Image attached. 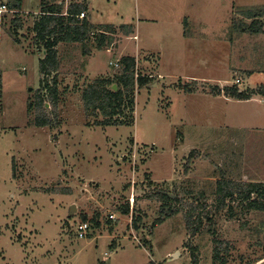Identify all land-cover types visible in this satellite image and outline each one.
Masks as SVG:
<instances>
[{
  "label": "rangeland",
  "instance_id": "374dc122",
  "mask_svg": "<svg viewBox=\"0 0 264 264\" xmlns=\"http://www.w3.org/2000/svg\"><path fill=\"white\" fill-rule=\"evenodd\" d=\"M47 1L84 3L97 31L89 53L60 44L59 71L46 77L31 31L41 0L0 15V264H213L216 239L230 243L229 264H264V214L234 207L232 218L215 196L220 180L264 183V97L227 104L214 94L264 88V33L234 28L252 22L242 11L264 12V0ZM102 26L116 34L98 49ZM124 56L152 82L136 92L133 126L96 127L103 118L86 115L82 91L114 81ZM56 77L53 107L42 84ZM39 94L50 127L34 124ZM155 189L182 200L161 225ZM190 205L203 220L196 234ZM84 217L90 230L79 238Z\"/></svg>",
  "mask_w": 264,
  "mask_h": 264
},
{
  "label": "trees",
  "instance_id": "16d2710c",
  "mask_svg": "<svg viewBox=\"0 0 264 264\" xmlns=\"http://www.w3.org/2000/svg\"><path fill=\"white\" fill-rule=\"evenodd\" d=\"M21 5L22 0H17L14 4L18 10H21ZM40 6V15L35 20L31 31L35 34L34 41L36 45L39 47L43 46L45 54L44 59L39 63L40 73L43 76L49 77L52 74H57L60 68L57 47L60 44H79L84 47L85 53H89V45L91 37H93L91 35H95L94 31H97V28L85 18L88 8L84 3L71 2L65 10L63 3H50L47 0H41ZM242 12V15L252 22L250 25H247L244 21H240L238 25L235 24L234 28L238 30V33H248L251 35L264 33V23L261 21V18L264 16L263 11L247 10ZM82 14L84 18L80 19ZM22 27L21 21H14V25L11 27L12 35L17 43H20V41L15 36ZM124 28L126 27L124 26ZM98 30L101 35L98 36L96 48L102 49L106 45L111 44L112 39L110 36L111 34H116V31L111 26H102ZM117 67L119 71L114 81L95 80L82 91V103L86 115L96 119L100 116L103 118L102 121L97 120L94 123L96 127L133 126L136 92L147 87L152 82V76L138 74L135 57H122ZM52 84V86L46 83L42 84V91L44 90L49 93V99L52 106L55 107L59 101L57 77L53 78ZM114 86H117V91H114ZM186 91L189 94L194 93L191 90ZM214 94L215 96L224 95L226 98L232 100L249 101L256 96L264 97V88H261L259 91L242 90L235 85L232 87L215 88ZM35 99V109L38 112L34 122L35 126L38 128L50 127L52 120L44 114L46 102L40 94ZM150 186H153L152 182ZM215 196L216 201L220 204L219 209L227 207L228 213L232 218L234 217V207L242 208L247 212L253 211L264 214V183L220 180L217 183ZM149 198L150 200L163 203L160 211L163 219H159L157 225L163 224L165 220L174 217L181 211V209L173 208L170 205L172 203L181 205L182 200L179 198L173 199L164 190L155 189L149 195ZM166 208H168L167 211L165 210ZM204 208L206 209V207ZM196 211L197 207L190 205L186 214L187 227L193 234H196L203 226L201 216H198L196 219L194 218ZM122 213L128 216L130 214V206H125ZM208 220L212 222L210 217H208ZM84 221L86 223L85 217ZM134 226L137 229V223ZM230 251L231 245L229 242L216 239L213 251V264H229ZM1 257L2 254L0 252V259Z\"/></svg>",
  "mask_w": 264,
  "mask_h": 264
},
{
  "label": "crops",
  "instance_id": "0c3cea01",
  "mask_svg": "<svg viewBox=\"0 0 264 264\" xmlns=\"http://www.w3.org/2000/svg\"><path fill=\"white\" fill-rule=\"evenodd\" d=\"M2 1L0 0V3H1ZM77 3H82V2H77ZM2 4V3H1ZM15 4V3H14ZM14 4L13 5H11L10 7H7L8 6V4L7 5H5V4H3L4 6H6V8L8 9L9 8V12L10 13H12V14H21V12L18 10V8H16L15 6H14ZM61 4V3H60ZM3 5H0V7L1 6H3ZM41 11V10H40ZM5 13V12H4ZM3 13H1L0 15H2ZM22 15H26V14H22ZM40 15V13L39 14H37V16H39ZM34 16H36L35 14H34ZM14 21H16V19H14L13 21H12V25L11 26H13L14 25ZM12 32V31H11ZM260 97V96H259ZM218 100H223L224 102H226L227 104H230V103H232V102H235L236 100H232V99H229V98H226L225 96H217L216 97ZM253 99H255V98H252L251 100H249V101H253ZM236 102H239V101H236ZM241 102H248V101H241Z\"/></svg>",
  "mask_w": 264,
  "mask_h": 264
},
{
  "label": "built area",
  "instance_id": "2783aa9c",
  "mask_svg": "<svg viewBox=\"0 0 264 264\" xmlns=\"http://www.w3.org/2000/svg\"><path fill=\"white\" fill-rule=\"evenodd\" d=\"M4 12H7V8H6V6L3 5L0 7V14L4 13ZM83 18H84V15L82 14L80 16V19H83ZM239 83H240V81H237L236 84H239ZM111 218H114V217H111ZM89 230H90V225L88 223L80 224L78 226V237L79 238H85L87 236Z\"/></svg>",
  "mask_w": 264,
  "mask_h": 264
},
{
  "label": "water",
  "instance_id": "95a60500",
  "mask_svg": "<svg viewBox=\"0 0 264 264\" xmlns=\"http://www.w3.org/2000/svg\"><path fill=\"white\" fill-rule=\"evenodd\" d=\"M114 91H117V86L113 87ZM72 210H74V207H72Z\"/></svg>",
  "mask_w": 264,
  "mask_h": 264
}]
</instances>
